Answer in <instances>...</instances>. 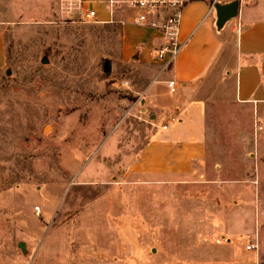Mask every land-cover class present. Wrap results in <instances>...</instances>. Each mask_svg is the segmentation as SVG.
Returning a JSON list of instances; mask_svg holds the SVG:
<instances>
[{
    "label": "rangeland",
    "instance_id": "1",
    "mask_svg": "<svg viewBox=\"0 0 264 264\" xmlns=\"http://www.w3.org/2000/svg\"><path fill=\"white\" fill-rule=\"evenodd\" d=\"M87 1L0 0V264H264V105L234 99L232 43L198 96L201 173L155 178L129 169L152 127L127 0L109 23Z\"/></svg>",
    "mask_w": 264,
    "mask_h": 264
},
{
    "label": "crops",
    "instance_id": "2",
    "mask_svg": "<svg viewBox=\"0 0 264 264\" xmlns=\"http://www.w3.org/2000/svg\"><path fill=\"white\" fill-rule=\"evenodd\" d=\"M92 2L87 1L90 11ZM234 2L238 4L236 13L231 7ZM220 6L222 9H216L206 18L208 6L204 1H192L184 7L180 40L186 41V45L170 71L156 81L153 79L159 66L152 50L162 44L161 36L153 29L132 23L137 10L130 7L125 10L120 37L121 61L144 69L150 76L147 87L135 93L140 97V112L148 113L152 127L130 170L165 180L189 179L201 173L206 156L205 106L198 96L202 81L231 43L234 99L256 107L264 105V3L233 0ZM105 9L108 19H101L93 10L98 22L109 23L113 19ZM0 51L1 67L4 63L1 35ZM170 79L176 82L173 94L166 86Z\"/></svg>",
    "mask_w": 264,
    "mask_h": 264
},
{
    "label": "built area",
    "instance_id": "3",
    "mask_svg": "<svg viewBox=\"0 0 264 264\" xmlns=\"http://www.w3.org/2000/svg\"><path fill=\"white\" fill-rule=\"evenodd\" d=\"M192 1H204L207 4L206 18L215 12L218 6L233 0H129L127 2V7L138 11V14L132 19V23L157 31L162 39V44L152 50L154 61L159 66L153 81L170 71L174 61L186 45V41L180 40L181 16L184 7ZM105 3L107 10L112 15L117 2L106 0ZM81 18L90 20L96 18V15L93 10L85 8L82 10ZM166 86L171 94L175 93L176 82L174 79L166 81ZM245 249L253 251L255 246L249 243Z\"/></svg>",
    "mask_w": 264,
    "mask_h": 264
},
{
    "label": "water",
    "instance_id": "4",
    "mask_svg": "<svg viewBox=\"0 0 264 264\" xmlns=\"http://www.w3.org/2000/svg\"><path fill=\"white\" fill-rule=\"evenodd\" d=\"M231 7L234 9V13H236L237 8H238V4H237V2H234V3L231 5ZM217 9H222V7H221V6H218ZM20 247H21V244H20Z\"/></svg>",
    "mask_w": 264,
    "mask_h": 264
}]
</instances>
